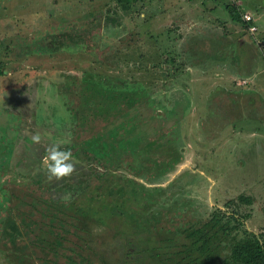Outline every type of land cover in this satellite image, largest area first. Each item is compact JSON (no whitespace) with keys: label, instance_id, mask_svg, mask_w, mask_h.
<instances>
[{"label":"rangeland","instance_id":"obj_1","mask_svg":"<svg viewBox=\"0 0 264 264\" xmlns=\"http://www.w3.org/2000/svg\"><path fill=\"white\" fill-rule=\"evenodd\" d=\"M108 17L117 27L106 31ZM0 69V143L13 142L8 165L0 154V211L11 202L0 264H227L234 240L264 233V0H0ZM76 102L79 114L105 103L80 131L132 109L136 139L151 134L77 197L70 181L43 190L26 174L49 154L28 147L47 133L68 141L79 114L64 104ZM240 195L253 200L238 205L243 228L224 237L204 227L217 212L225 223ZM50 223L88 233L54 244L55 255L30 252L31 234ZM196 230L212 235L203 256L188 237Z\"/></svg>","mask_w":264,"mask_h":264},{"label":"trees","instance_id":"obj_2","mask_svg":"<svg viewBox=\"0 0 264 264\" xmlns=\"http://www.w3.org/2000/svg\"><path fill=\"white\" fill-rule=\"evenodd\" d=\"M228 13L230 19L233 22L245 26V22L242 21L241 15L237 9L230 8ZM113 23H115L114 19L109 17L105 18V30L109 31L111 28L117 27V25L113 26ZM117 23L120 26V22L117 21ZM2 75H4V72L0 69V76ZM64 105L67 108V110L65 111H68L70 113V118L74 112H77L79 114L77 110L78 102L74 104L65 103ZM103 105H105L104 102L101 104H96L94 107L92 106L90 110H86L85 112H81L79 114L80 118L78 116V119L74 121L73 128L71 131L69 130V136H67L68 141H66L65 144L60 143L63 140L57 138L53 139V137L51 138V136L47 133L45 141H42L40 144H33L32 146L28 147L31 155H37L38 152H40V154L42 152H48V150L52 147L51 141L55 142L56 144L59 141V146L65 147V151H71L72 154L71 162L74 165V171L70 176L61 178L59 180H57L55 177L49 179L48 169L46 165L41 162V156L31 162L29 166H26L28 168V170H26V174H30V177H37L36 184L38 188L41 187L43 190H47L51 189L55 184L59 183L60 185L63 184L62 182L70 181L72 184L69 185L74 190L73 193L75 194L73 196H86L89 188L96 180L104 178V176L109 171H111V169L122 163L126 158L133 155L137 149L147 143L151 135L150 130L147 127L143 128L142 132L139 134V139H136V124H128L124 119L127 117V114L124 112L130 111L132 109L124 111L112 119H102L101 121L105 123L104 126L107 125V127H98V129L91 134H89L87 131H80L78 123H81V118L91 116V119L93 117L98 119L101 116V112L103 111ZM97 107L100 108L95 111ZM93 112L94 115H92ZM114 121L116 122L108 125ZM118 121L124 122L120 125L117 124ZM140 139H144L145 142L141 143ZM5 149H7V151ZM12 149V140L8 141L7 145L0 143V154L2 153L4 155L7 153V165L11 160L13 152ZM3 167L4 166H0V172L2 174L4 169ZM0 200L3 199L1 198ZM252 201L253 200L251 197L240 195L235 201L232 200L227 203L226 207L228 209H230L231 205L236 206V209L233 210L234 214L232 213V216L230 215L231 217L229 216L225 223L223 222V220L227 217V215L217 212L214 213L211 216V219L204 224V227H218V230L222 232V235L224 237H229L232 232H237L239 229L243 228L244 222L247 219V215H242L239 212L238 205H251ZM7 203H9L7 207H11V202L7 200ZM8 208L7 212L3 210L0 211V241L5 235V231L7 230V222L11 216V209ZM75 209L77 210V207ZM43 213H45V211H43ZM43 213L33 216L34 218H42L44 222H50L51 220L59 219V217L56 219L53 216H47L46 214L43 215ZM60 213L64 212L60 211ZM59 224L61 226V221L59 222ZM70 225L71 224L67 225L68 230H65L64 235L54 232L52 230L51 223L48 224L46 226L47 228L45 227L42 232L35 233L34 236L30 233L32 236V240L29 242V244L32 245V247L30 246V248L28 249L33 253H37V250L44 249L47 252L55 255V252H51L55 248L54 244L60 245V241H70L73 235L79 233V229H82V233L84 234L88 233V231L84 230V228L81 227L79 223L77 225L72 224L74 226V231L69 229ZM198 233L200 232L196 230L189 234L188 237L194 238ZM72 241L73 240H71L70 242ZM195 241L198 245L197 252L201 256H203L207 253L208 247L212 241V235L207 233L201 234L200 237H196ZM89 242H91V239L87 237L84 241V244L86 243V247ZM100 260H102V258H100ZM45 263L52 264L53 262L50 260H46ZM191 264H202V262L200 260H195ZM227 264H264V233L256 235L254 233L246 232L244 238L240 240H234L231 247L229 248V257Z\"/></svg>","mask_w":264,"mask_h":264},{"label":"clouds","instance_id":"obj_3","mask_svg":"<svg viewBox=\"0 0 264 264\" xmlns=\"http://www.w3.org/2000/svg\"><path fill=\"white\" fill-rule=\"evenodd\" d=\"M34 141L39 142L40 136L33 137ZM60 143H66L62 141ZM48 156L46 157V167L49 172V179L55 177L57 180L70 176L74 171V165L71 162V151H64L60 149L59 143L53 145L48 150Z\"/></svg>","mask_w":264,"mask_h":264},{"label":"crops","instance_id":"obj_4","mask_svg":"<svg viewBox=\"0 0 264 264\" xmlns=\"http://www.w3.org/2000/svg\"><path fill=\"white\" fill-rule=\"evenodd\" d=\"M181 1H182V0H180V2H181ZM186 4L189 6V4H191V3H188V1H187V2L185 3V5H186ZM193 4H194V2H192L191 6H192ZM191 6H189V7H186V6H185V8H186V10H187L186 13H187L188 15H189V13H191V12H189V9L192 10V7H191ZM197 8H198V7H197ZM192 14H193V12H192ZM192 14H191V15H192ZM191 23H192V22L184 23V24H186L187 28L190 29V30H191L194 26H196V25H197V27H198V24L194 25V24H191ZM252 25H254V26L256 27V25H255L254 23H252ZM197 27H196V28H197ZM195 30H196V29H195ZM195 30H194V31H195ZM201 31L203 32L204 29L201 28ZM199 33H200V31H199ZM199 33H198V35H199ZM193 35H197L196 32H194ZM201 35L204 36L203 34H201ZM200 38H201V37H200Z\"/></svg>","mask_w":264,"mask_h":264},{"label":"built area","instance_id":"obj_5","mask_svg":"<svg viewBox=\"0 0 264 264\" xmlns=\"http://www.w3.org/2000/svg\"><path fill=\"white\" fill-rule=\"evenodd\" d=\"M243 21L246 22L247 24H250L252 22V17L249 15H246V16H244ZM249 29L252 33L256 31V27L252 24H251V27Z\"/></svg>","mask_w":264,"mask_h":264}]
</instances>
